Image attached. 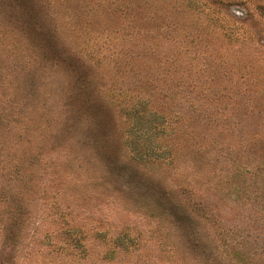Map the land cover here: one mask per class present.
I'll return each mask as SVG.
<instances>
[{
	"label": "rangeland",
	"instance_id": "rangeland-1",
	"mask_svg": "<svg viewBox=\"0 0 264 264\" xmlns=\"http://www.w3.org/2000/svg\"><path fill=\"white\" fill-rule=\"evenodd\" d=\"M2 131L0 264H264V0H0Z\"/></svg>",
	"mask_w": 264,
	"mask_h": 264
},
{
	"label": "trees",
	"instance_id": "trees-1",
	"mask_svg": "<svg viewBox=\"0 0 264 264\" xmlns=\"http://www.w3.org/2000/svg\"><path fill=\"white\" fill-rule=\"evenodd\" d=\"M76 53L78 54L77 51H76ZM78 55H80V53ZM77 71H78L77 72L78 75H77L75 81H71L70 78H66L67 82L69 83V86L73 85V87H76L78 90L85 89V88H87L89 86L91 88L89 92H92V91H94V90H96L98 88L97 87L98 85H96L97 81H95V79L93 77L91 78V76H92L91 73L90 74H86L87 72L85 73V70L83 72L81 69H78ZM68 75L70 76V73H68ZM84 93H85V91H84ZM70 94H71V92H69V96H71ZM123 103L126 104V101L124 100ZM143 105H146V107L148 108L147 102L146 103L143 102ZM134 107H136V106L130 107L131 110H132V112H130L131 113L130 116L140 115V118L141 117H145V113H144L143 110H141V108H134ZM155 126L157 127V123H155ZM131 141L132 140H130L129 142H131ZM15 153H16V155H15ZM107 153H109L110 163H115L116 162L118 164L119 162L122 161L121 158L118 156V154H117L118 157L115 156L116 159H114V154H113V151L111 149L108 150ZM19 154L20 153L18 152V149H17V143L13 142V140H11V138L6 137L5 131L0 132V167L3 164L2 168L5 167V169H6L7 163L9 161H12L11 162L12 163L11 167H12L13 173L11 175L13 177H12V179L10 181L7 182L8 186H13L14 187V185L17 184L18 181H21L22 178H23V175H24L23 174V170L26 169V167H25L26 163L22 160V158H21V156ZM23 154H24V151H23ZM25 155L27 156V154H25ZM247 163L249 164V162H247ZM169 189H171V188H169ZM148 207L152 211H158V210L162 209V206L160 205V203H158L156 201L148 202ZM191 228H193V232L195 233L196 236L199 235L198 236V240L203 242V240L201 239L202 235H201L200 228L198 226H195V225H192ZM172 229L175 230L174 233H178V235H179L178 237L180 238V241L178 242V245H176V246H179L181 248L184 247L187 242H185V240H183L184 239L183 236L180 235L181 233H183L182 232L183 228L181 226H170V228L167 229L168 230L167 232H168L169 235H173V232H171ZM117 241L118 242H120V241L122 242L124 240L122 238H119ZM127 241L128 242H132V241H134V238L130 237V238H128ZM210 242L211 241L207 242V247L208 248H210ZM125 245L126 244H124V243H119L117 245V247H124ZM213 247H211V248L213 249ZM113 252H114V249H110L109 250V254L110 255L108 256V259H110V260L114 259L113 256H112ZM217 253L220 254L219 256L224 257L222 252H217Z\"/></svg>",
	"mask_w": 264,
	"mask_h": 264
}]
</instances>
